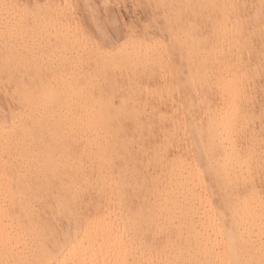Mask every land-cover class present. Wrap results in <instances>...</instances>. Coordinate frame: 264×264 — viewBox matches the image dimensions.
<instances>
[{
    "label": "bare ground",
    "instance_id": "obj_1",
    "mask_svg": "<svg viewBox=\"0 0 264 264\" xmlns=\"http://www.w3.org/2000/svg\"><path fill=\"white\" fill-rule=\"evenodd\" d=\"M150 1L111 49L76 0H0V264H264L238 2Z\"/></svg>",
    "mask_w": 264,
    "mask_h": 264
},
{
    "label": "rangeland",
    "instance_id": "obj_2",
    "mask_svg": "<svg viewBox=\"0 0 264 264\" xmlns=\"http://www.w3.org/2000/svg\"><path fill=\"white\" fill-rule=\"evenodd\" d=\"M77 1L79 3H77ZM118 1L119 0H92L91 1L92 4L87 3L85 5H82V2L80 0H76V2H75L76 10L75 11H77V19H78L77 22L82 27L83 30H86V32L93 37V40L95 43H97L98 45L102 44L101 46H105V47L109 43L111 45H109V47L107 46L106 48H111V47L113 48L114 43H116V45H117L119 43V41L124 37V34H126L127 31L133 25H134L133 28L135 30L137 29V31H143V29H144V31L146 30V32L147 31L150 32L151 35L157 36L158 34H160V33H158L156 26L159 27L160 24L162 26V22L160 23V21H162V18H161V15L159 13H157L155 16L153 15L154 16V18H153L152 13L149 11L150 10L149 6L151 5L150 0H149V3H148V0H135V1L134 0H132V1L131 0H120L119 2ZM228 1H237L238 2L237 9L239 11L238 17L241 20V33H242V35L248 36L245 40V43L243 44V47L246 48L244 58L246 60L248 67L250 68V71H253V73L258 75V77L255 80L253 79L254 81L252 80L253 82L251 81V83H250L251 85L249 88L254 93V98L256 99V100L254 99L255 103L253 102V104H254V106H257V107H253V108L255 109V111L257 110L256 114L259 115V113L260 114L263 113V110H264L262 108L263 110H262V112H260V109H259L262 106H264L263 105L264 104V2H262L261 0H228ZM111 2H112V4H111ZM144 2L147 3V4H145L146 8L143 5ZM121 5H122V7H121ZM82 6L84 8L85 7L86 8L84 9ZM128 6H130V7H128ZM77 7H79V8H77ZM92 7L97 8V11L94 13V15L92 14V10H93ZM80 8L82 10H85V11L80 12L81 11ZM141 8H142V10H141ZM110 9H112V10H110ZM113 10H114V12H113ZM147 11H149V12H147ZM101 13H102V15H101ZM137 13H139V15ZM82 14H84V17ZM100 16L101 17L103 16L102 18H104V20L101 19ZM96 17L99 18L100 20L97 19ZM110 17L112 19H110ZM152 18H153V20H152ZM90 19H91V21H90ZM140 19H142V20H140ZM110 20L112 23L110 22ZM89 21L90 22L95 21V24H94V22H92L93 24L88 23ZM140 21H142V22H140ZM115 22H116V24H115ZM101 23L103 24V26ZM113 23H114V25H113ZM141 24H143V26L145 28L146 27L147 28L145 29ZM152 24H154V25H152ZM135 25H136V27H135ZM114 29H115V31L117 30V33L114 32ZM94 31H95V33H94ZM96 32L98 34H96ZM114 33H116V35ZM101 34H102V37H101ZM119 34H120V36H119ZM94 35H96V36L98 35V37H96ZM109 35L111 36V37H109L111 40H109V38H108ZM162 37H160V39L163 40L164 42H166V40H167L166 35H162ZM101 38H104V39H101ZM99 41H101L100 44H99ZM107 41H108V43H107ZM116 45H114V46H116ZM174 92H176V91H174ZM174 92L172 94L170 93L169 95L172 97V100L178 101V97H179L178 92H176V93H174ZM256 93H259V96H257L258 94H256ZM173 96H176L177 99L175 97L173 98ZM168 97L165 96L163 98V101L165 99L167 100ZM118 100H119L118 98L117 99L115 98V102L118 103ZM260 116H261L260 120H262V121L257 120L258 121L257 124L260 125V126H258V131L262 130V127H264V125H263L264 124V113L261 114ZM259 122H261V124H259ZM23 166H24V163H23ZM140 172L143 173L142 171H139L138 173H140ZM215 198L218 199L219 195L216 194ZM174 221L177 222L178 219H174Z\"/></svg>",
    "mask_w": 264,
    "mask_h": 264
}]
</instances>
